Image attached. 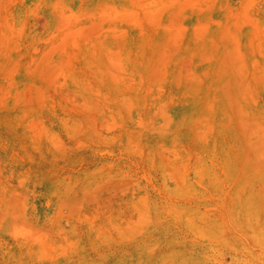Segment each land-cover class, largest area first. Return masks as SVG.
Returning a JSON list of instances; mask_svg holds the SVG:
<instances>
[{"label":"rangeland","instance_id":"374dc122","mask_svg":"<svg viewBox=\"0 0 264 264\" xmlns=\"http://www.w3.org/2000/svg\"><path fill=\"white\" fill-rule=\"evenodd\" d=\"M0 264H264V0H0Z\"/></svg>","mask_w":264,"mask_h":264}]
</instances>
